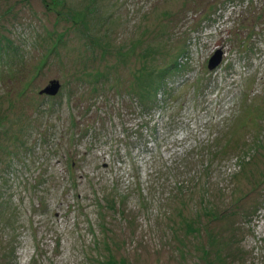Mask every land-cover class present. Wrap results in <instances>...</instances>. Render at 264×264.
<instances>
[{"label":"rangeland","instance_id":"obj_1","mask_svg":"<svg viewBox=\"0 0 264 264\" xmlns=\"http://www.w3.org/2000/svg\"><path fill=\"white\" fill-rule=\"evenodd\" d=\"M261 262L264 0H0V264Z\"/></svg>","mask_w":264,"mask_h":264},{"label":"water","instance_id":"obj_2","mask_svg":"<svg viewBox=\"0 0 264 264\" xmlns=\"http://www.w3.org/2000/svg\"><path fill=\"white\" fill-rule=\"evenodd\" d=\"M223 52L220 49H216L211 58L209 59L208 68L211 70L219 64L221 61ZM60 88V84L58 80H52L50 85L44 88L41 93L45 94H56L58 92V89Z\"/></svg>","mask_w":264,"mask_h":264},{"label":"trees","instance_id":"obj_3","mask_svg":"<svg viewBox=\"0 0 264 264\" xmlns=\"http://www.w3.org/2000/svg\"><path fill=\"white\" fill-rule=\"evenodd\" d=\"M263 261V260H262ZM262 263V262H261ZM262 264H264V263H262Z\"/></svg>","mask_w":264,"mask_h":264},{"label":"bare ground","instance_id":"obj_4","mask_svg":"<svg viewBox=\"0 0 264 264\" xmlns=\"http://www.w3.org/2000/svg\"><path fill=\"white\" fill-rule=\"evenodd\" d=\"M53 95V94H52Z\"/></svg>","mask_w":264,"mask_h":264}]
</instances>
